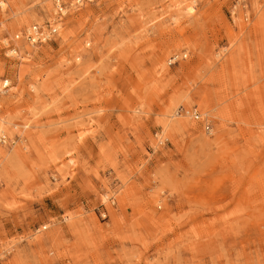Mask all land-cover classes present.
Listing matches in <instances>:
<instances>
[{
	"label": "rangeland",
	"instance_id": "1",
	"mask_svg": "<svg viewBox=\"0 0 264 264\" xmlns=\"http://www.w3.org/2000/svg\"><path fill=\"white\" fill-rule=\"evenodd\" d=\"M0 1V264H264V0Z\"/></svg>",
	"mask_w": 264,
	"mask_h": 264
},
{
	"label": "bare ground",
	"instance_id": "2",
	"mask_svg": "<svg viewBox=\"0 0 264 264\" xmlns=\"http://www.w3.org/2000/svg\"><path fill=\"white\" fill-rule=\"evenodd\" d=\"M4 5L5 3L3 1H0V10L3 11L4 10ZM50 6H51V3L48 4L47 6V11H49L50 9ZM35 21L39 24L42 25V20L41 18H36ZM22 24L24 25H29V20L27 19V17H23V20L21 21ZM3 25V21L0 17V26ZM33 26H37V25H33ZM33 26H29V27H26L24 29V31L22 32V34L26 33V34H31V31L33 29ZM60 26L57 24V27ZM57 29V28H56ZM24 36V35H23ZM63 37H65V35H63ZM18 38H19V35H18ZM21 45V44H20ZM19 45V46H20ZM32 45V44H31ZM33 46V45H32ZM8 52H15V50H10ZM16 53V52H15ZM1 68V66H0ZM221 68H223V66H221ZM1 70V69H0ZM30 88L35 91V87L33 85H30ZM4 99H5V96H2L0 95V103L4 102ZM165 118L163 120V128L164 130H166L168 132L169 131H176L178 130L179 128H184V127H187L188 125V122L187 121H182V120H177L175 121L174 123L169 120L167 117H171V115H169L168 113H165L163 115ZM4 124H11V121L9 119H1L0 121V126L4 125ZM7 125H4V128L5 130H7V132L9 133V135H12L13 132L12 130L7 126ZM28 125L25 124L24 127H27ZM2 132V129L0 130V133ZM30 132H27L26 133V137L27 135H29ZM24 136L22 135L21 138H23ZM16 154L17 152L14 150L13 152L10 151L9 148L7 147H0V167H1V172L2 174L4 175L5 178H7V181H9V178L11 176V169L13 171L14 167H15V161H16Z\"/></svg>",
	"mask_w": 264,
	"mask_h": 264
},
{
	"label": "built area",
	"instance_id": "3",
	"mask_svg": "<svg viewBox=\"0 0 264 264\" xmlns=\"http://www.w3.org/2000/svg\"><path fill=\"white\" fill-rule=\"evenodd\" d=\"M83 0H74L75 4H81ZM57 10L60 16L63 15L62 12V7H58L57 6ZM57 29L56 27H50L47 31L42 30L40 27L38 26H33V29L31 31V34H26L24 33V38L27 41V43L32 44V45H36V44H40L42 42L47 41V39L51 36L54 35L56 33ZM15 38H18V35L15 36ZM9 88V81L8 79H1L0 80V94H4L7 89ZM185 113L187 114H191L192 117L194 119H198L200 117V115L197 113V111H185ZM205 128L208 129V125H205ZM7 141L6 135L1 132L0 133V144H5V142Z\"/></svg>",
	"mask_w": 264,
	"mask_h": 264
}]
</instances>
